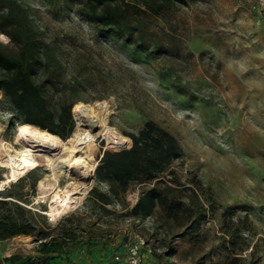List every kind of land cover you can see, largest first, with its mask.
Returning <instances> with one entry per match:
<instances>
[{
  "label": "rangeland",
  "instance_id": "rangeland-1",
  "mask_svg": "<svg viewBox=\"0 0 264 264\" xmlns=\"http://www.w3.org/2000/svg\"><path fill=\"white\" fill-rule=\"evenodd\" d=\"M22 1L64 57L81 51L84 78L77 102L109 104L106 127L91 143L92 156L88 158L85 148L80 153L94 165L92 176L84 178L90 183L83 193L74 194L78 202L64 215L50 220L44 213L49 201L38 198V180L53 181L47 165L3 185L14 187L32 211L46 216L50 234L73 226L81 237L80 246L68 242L64 257L50 252L47 264H80L75 246L87 243L82 233L87 237L89 230L106 236L105 243L116 245L114 251L124 250L135 234L143 236L146 264H264V3L177 4L159 17H146L148 44L125 51L77 13L52 7L47 0ZM0 39L5 44L10 40L3 33ZM154 44L159 45L157 52H152ZM149 119L174 134L182 146L181 156L164 175L173 178L168 197L183 204L172 212L159 206L140 219L122 215L125 207L120 204L109 205L115 213L94 209L87 197L91 187L103 186L95 174L99 157L114 152L106 146L118 147L107 145L105 136L113 129L120 135L137 132ZM21 124L0 92V139L19 146ZM7 173L0 166V181ZM56 173L61 187L79 182ZM139 189L135 186L128 194L130 206ZM27 236L0 241V264H45L37 237Z\"/></svg>",
  "mask_w": 264,
  "mask_h": 264
},
{
  "label": "trees",
  "instance_id": "trees-1",
  "mask_svg": "<svg viewBox=\"0 0 264 264\" xmlns=\"http://www.w3.org/2000/svg\"><path fill=\"white\" fill-rule=\"evenodd\" d=\"M47 1L52 7L77 13L123 50L135 51L148 44L143 28L146 17H159L177 4L196 0ZM0 33L10 39L8 44L0 39V92L9 108L21 123L34 124L66 140L75 128L74 109L81 99L79 92L84 78L81 51L64 57L60 45L46 38L43 26L22 0H0ZM158 50L159 45L154 44L152 52ZM105 137L107 145L118 147L108 146L114 152L105 151L99 157L95 174L103 186L91 187L87 197L94 209L115 213L109 205L120 204L125 207L122 215L140 219L152 215L159 206L169 212L181 207V199L168 197L173 178L164 175L183 152L174 134L149 119L137 132L120 135L113 129ZM131 140V146L124 150L127 146H122ZM35 183V180L31 183V189ZM148 183L152 185L143 187ZM135 186L140 187L139 195L130 206L128 194ZM25 203L14 187L0 189V241L21 234L34 235L45 264L50 252H59L64 257L68 242L79 237L75 227L65 226L59 235L50 234L46 216L32 211ZM87 236L82 233L88 244L92 236L96 237L93 230Z\"/></svg>",
  "mask_w": 264,
  "mask_h": 264
},
{
  "label": "bare ground",
  "instance_id": "bare-ground-1",
  "mask_svg": "<svg viewBox=\"0 0 264 264\" xmlns=\"http://www.w3.org/2000/svg\"><path fill=\"white\" fill-rule=\"evenodd\" d=\"M108 109L109 104L105 101L97 104L79 101L74 109L76 125L66 140L30 123L19 126L16 137L19 146L0 139V166L8 170L5 178L0 181V189L25 171L47 165L53 173L51 176L53 181H48V178L38 180L37 185L40 190L38 198L49 201V207L44 213L50 220H57L64 215L78 202V197L74 194L83 193L90 183L84 178L92 176L94 165L81 159L80 153L85 148L88 151V158L92 156L91 143L94 135L105 129L104 115ZM89 119L94 121V126L88 121ZM56 172L75 176L79 182L76 185L69 182L61 187Z\"/></svg>",
  "mask_w": 264,
  "mask_h": 264
},
{
  "label": "crops",
  "instance_id": "crops-1",
  "mask_svg": "<svg viewBox=\"0 0 264 264\" xmlns=\"http://www.w3.org/2000/svg\"><path fill=\"white\" fill-rule=\"evenodd\" d=\"M18 236H25L28 237L25 234H21ZM88 237V236H87ZM106 236H103L100 238V236H92V240L91 242L93 244L88 245V243H86L83 247L81 246L80 248H76L75 246V250H77L78 252H76L79 255V260H80V264H112V256L113 253L115 252L114 250L116 249V245L114 246V244H110V243H105ZM79 239H81V237H78L75 240V245L80 246V244L83 241L77 242ZM84 240V238H83ZM120 247V243L117 244ZM81 250V251H79ZM120 250H122V248H120ZM112 251H114L112 253Z\"/></svg>",
  "mask_w": 264,
  "mask_h": 264
},
{
  "label": "built area",
  "instance_id": "built-area-1",
  "mask_svg": "<svg viewBox=\"0 0 264 264\" xmlns=\"http://www.w3.org/2000/svg\"><path fill=\"white\" fill-rule=\"evenodd\" d=\"M264 3V0H261ZM146 239L138 234L125 243L124 250L113 253L112 264H146Z\"/></svg>",
  "mask_w": 264,
  "mask_h": 264
},
{
  "label": "water",
  "instance_id": "water-1",
  "mask_svg": "<svg viewBox=\"0 0 264 264\" xmlns=\"http://www.w3.org/2000/svg\"><path fill=\"white\" fill-rule=\"evenodd\" d=\"M88 121L91 123L92 126L95 125L94 121H92V120H90V119H89Z\"/></svg>",
  "mask_w": 264,
  "mask_h": 264
}]
</instances>
